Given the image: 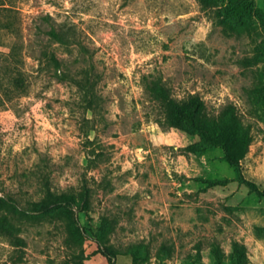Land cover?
I'll return each mask as SVG.
<instances>
[{"label": "rangeland", "instance_id": "rangeland-1", "mask_svg": "<svg viewBox=\"0 0 264 264\" xmlns=\"http://www.w3.org/2000/svg\"><path fill=\"white\" fill-rule=\"evenodd\" d=\"M151 74L234 109L237 166L182 150ZM0 264H264V0H0Z\"/></svg>", "mask_w": 264, "mask_h": 264}, {"label": "trees", "instance_id": "trees-1", "mask_svg": "<svg viewBox=\"0 0 264 264\" xmlns=\"http://www.w3.org/2000/svg\"><path fill=\"white\" fill-rule=\"evenodd\" d=\"M49 34L54 41L67 47L83 45L75 25L61 29L53 28ZM56 68L61 70L62 64L58 63ZM76 81L78 84L82 83L79 79ZM145 86L153 98L165 106V115L157 117L156 122L163 127H178L201 134L202 140L199 143L187 146L183 151H202L220 146L224 148L227 160L234 166L246 155L251 144V134L249 129L240 123L234 109H225L218 118L209 117L205 113V101L199 94L180 101L164 83L163 78L152 74L145 77ZM72 199V195L50 193L45 199L47 205L44 210H69Z\"/></svg>", "mask_w": 264, "mask_h": 264}]
</instances>
